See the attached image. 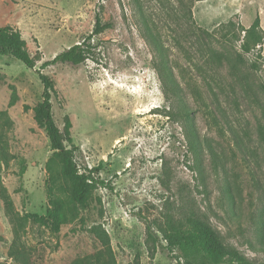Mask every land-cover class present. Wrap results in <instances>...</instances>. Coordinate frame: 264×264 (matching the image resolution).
<instances>
[{"label":"rangeland","instance_id":"obj_1","mask_svg":"<svg viewBox=\"0 0 264 264\" xmlns=\"http://www.w3.org/2000/svg\"><path fill=\"white\" fill-rule=\"evenodd\" d=\"M258 13L249 0H0V28L35 59L0 56V264H186L160 231L188 218L264 264V36L244 32ZM96 17L108 28L92 35ZM84 41V63L41 70L78 167L107 185L81 206L58 159L47 166L33 109L36 70Z\"/></svg>","mask_w":264,"mask_h":264},{"label":"trees","instance_id":"obj_2","mask_svg":"<svg viewBox=\"0 0 264 264\" xmlns=\"http://www.w3.org/2000/svg\"><path fill=\"white\" fill-rule=\"evenodd\" d=\"M106 28H108V25L102 24L100 19L96 17L92 35L100 34ZM244 32L248 36H256V44L262 43L263 32L258 17L255 18L251 26L245 29ZM242 48L246 52L248 51L246 44ZM90 49L89 43L84 41L81 44L62 51L51 61L42 63L40 68L36 70L37 76L43 86L42 101L33 109L34 120L43 128L50 148L54 152L47 162V166L49 167L53 158L58 159L65 177L71 184L72 201L81 206L86 204L92 190L98 186L107 185L104 181L95 177L100 170L99 167L91 169L78 167L74 154L76 147L72 144L68 132L70 123L66 118V138L64 139L52 115L51 97L54 92L53 82L41 70L57 63L79 66L88 58ZM0 56L11 57L28 69L35 68V59L27 52L25 41L17 31L8 26L0 28ZM259 138L264 146L263 130L259 131ZM65 141L70 144L69 147H67ZM4 157H6L5 154L0 150V159L3 163H6ZM39 220L43 219L40 218ZM160 232L162 240L166 243V249L169 252L177 249L186 264H251L237 251L226 249L214 231L198 219L188 218L184 223L178 224L168 221Z\"/></svg>","mask_w":264,"mask_h":264},{"label":"crops","instance_id":"obj_3","mask_svg":"<svg viewBox=\"0 0 264 264\" xmlns=\"http://www.w3.org/2000/svg\"><path fill=\"white\" fill-rule=\"evenodd\" d=\"M249 2L251 3V6L252 7H256L259 11V16L258 18H260V27H261V30L263 32V36H264V0H249ZM264 43V41H263Z\"/></svg>","mask_w":264,"mask_h":264}]
</instances>
